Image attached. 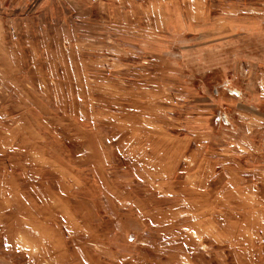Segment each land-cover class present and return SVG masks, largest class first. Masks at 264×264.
<instances>
[{"label": "rangeland", "instance_id": "obj_1", "mask_svg": "<svg viewBox=\"0 0 264 264\" xmlns=\"http://www.w3.org/2000/svg\"><path fill=\"white\" fill-rule=\"evenodd\" d=\"M0 264H264V0H0Z\"/></svg>", "mask_w": 264, "mask_h": 264}]
</instances>
